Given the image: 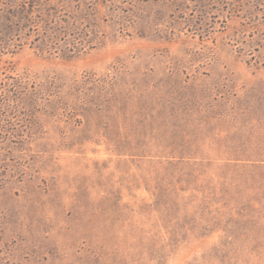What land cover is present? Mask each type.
I'll return each instance as SVG.
<instances>
[{
	"label": "rangeland",
	"instance_id": "obj_1",
	"mask_svg": "<svg viewBox=\"0 0 264 264\" xmlns=\"http://www.w3.org/2000/svg\"><path fill=\"white\" fill-rule=\"evenodd\" d=\"M29 1L55 38L0 46V264H264V0Z\"/></svg>",
	"mask_w": 264,
	"mask_h": 264
},
{
	"label": "trees",
	"instance_id": "obj_2",
	"mask_svg": "<svg viewBox=\"0 0 264 264\" xmlns=\"http://www.w3.org/2000/svg\"><path fill=\"white\" fill-rule=\"evenodd\" d=\"M40 6L32 1L23 0L16 3L11 2L2 9L0 15V46L2 48L8 46L14 40L29 39L32 36L33 41H40V43L51 48L54 44V30L51 29L52 32H49L51 25L47 23L44 13L42 18L40 17L37 20L35 18V16H38L35 13L40 14L43 11ZM40 22L44 24V26L40 25L43 31L41 35L38 32Z\"/></svg>",
	"mask_w": 264,
	"mask_h": 264
}]
</instances>
